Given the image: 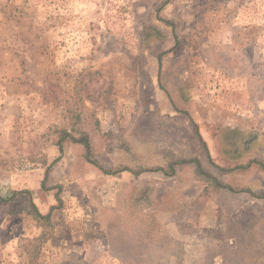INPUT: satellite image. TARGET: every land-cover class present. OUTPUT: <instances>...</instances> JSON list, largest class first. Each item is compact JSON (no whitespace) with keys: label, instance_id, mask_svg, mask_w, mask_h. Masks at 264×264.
<instances>
[{"label":"rangeland","instance_id":"374dc122","mask_svg":"<svg viewBox=\"0 0 264 264\" xmlns=\"http://www.w3.org/2000/svg\"><path fill=\"white\" fill-rule=\"evenodd\" d=\"M165 1L0 0V193L30 190L44 213L56 192L63 200L31 257L19 239L42 229L23 213L28 193L13 205L19 218L0 204V264H264V198L203 193L194 163L173 177L106 175L69 145L53 163L56 128L78 110L93 113L84 127L100 121L104 165L198 158L218 173L198 131L215 164H264V0ZM49 166L47 186H61L50 191ZM219 175L264 192L258 164ZM174 222L196 248L171 237Z\"/></svg>","mask_w":264,"mask_h":264},{"label":"trees","instance_id":"16d2710c","mask_svg":"<svg viewBox=\"0 0 264 264\" xmlns=\"http://www.w3.org/2000/svg\"><path fill=\"white\" fill-rule=\"evenodd\" d=\"M167 2L168 0L165 1V3ZM159 61L161 63V55H159ZM68 113H69L68 118L70 121L69 122L70 128L66 127L65 125L56 128L57 137L55 138L54 143L58 146L61 155L57 157L53 161V163L59 161L62 154L64 153L65 146L67 145L73 147L77 151V153L80 155V158L82 160L87 161L91 164H94L106 175H116L124 171H129L133 173L134 175H141L142 173H145V172H161L163 173V175L167 177H173L177 175V168H176L177 165L185 164V163H194L196 164V168L198 172L202 176H204L206 179L205 180L206 185L203 189V193L205 192L209 193L212 189H226V190H229L230 192H235V193L245 192V193L250 194L253 197L264 198V192L257 193L251 190L250 188L236 189L232 184L226 181H223L219 175V174H227L229 172L231 173L237 170H243L252 164H258L260 168L264 170V164L256 161L255 159L251 160L248 166L238 165L233 168H225L224 166L215 164L210 155L208 145L203 139V136L201 135L199 131H198V135L200 136L201 141L205 145L208 160L213 166L217 168L218 173L205 170L198 158L183 159V160L176 161V162L172 161L169 163V165L166 168L160 167V166L147 168L143 166H128V165H119L117 167H111L108 165H104L100 161V156H99L100 154L98 153L99 146L94 140L95 138L93 134L96 133L100 129L99 119L97 117L96 118L93 117L95 118L94 121L90 120L91 122L90 124H92L93 127L90 128V126H87L88 127L87 128V127H84L83 124L89 121L88 116H93V113L87 115V114H83L82 112L78 110H74V111L68 110ZM102 136L107 137L109 136V134L108 132H104L102 133ZM49 169H50V166L47 167L45 171L44 179L41 182V189L50 191L54 188H60L61 186L60 185L47 186ZM23 192L28 193V201L26 203L25 208L23 209V213L26 215L32 216V218L36 222V225L42 229L41 235L36 238L22 236L19 239L20 254H25L31 257V256H34L33 252L30 250V248L32 247V244L34 243V241H41L44 235L46 234L47 230L53 227V212L61 208V206L63 205V200L59 196L58 192H56L55 196L58 201V204L52 205L49 211L47 213H44L39 208L38 204L36 203L33 197V193L30 190H15L10 196H4L0 193V204L8 207V210H6V213L11 218H19L22 215L21 210L19 212H16V210L13 209L14 207L13 205L17 199V196ZM136 215L138 217V221L140 222L141 231H142V228L148 225V219L145 217V210L144 211H141V209L138 210ZM129 218L131 219V216ZM179 223L181 224L182 228L185 229V231H189L190 228H193V222L191 220H184V221L179 220ZM33 262L34 260L30 258V260L28 261V264H33Z\"/></svg>","mask_w":264,"mask_h":264},{"label":"crops","instance_id":"0c3cea01","mask_svg":"<svg viewBox=\"0 0 264 264\" xmlns=\"http://www.w3.org/2000/svg\"><path fill=\"white\" fill-rule=\"evenodd\" d=\"M176 223L174 222V223L170 224L169 234H171V237L174 238V239H177V240H178V238L186 240L187 243L184 244V248L186 249V251L190 250V249H193V248H196L197 245L195 244V240L193 242H191V241L194 239V237L198 238V235L196 234V236H194L193 233H185V232H183L181 227L178 228ZM190 234H192V236ZM185 262H186V259H183V258L181 259L180 258L178 263L184 264Z\"/></svg>","mask_w":264,"mask_h":264}]
</instances>
